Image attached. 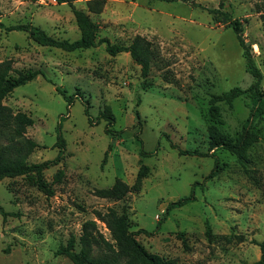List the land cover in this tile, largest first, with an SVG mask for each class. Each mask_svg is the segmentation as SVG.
I'll return each mask as SVG.
<instances>
[{"label": "rangeland", "instance_id": "1", "mask_svg": "<svg viewBox=\"0 0 264 264\" xmlns=\"http://www.w3.org/2000/svg\"><path fill=\"white\" fill-rule=\"evenodd\" d=\"M86 1L72 3L85 10ZM216 8L229 17L215 18L219 14L208 9ZM88 14L98 27L96 39L126 45L140 35L152 43L145 78L127 52L111 56L103 42L65 51L0 27V61L10 63L11 73L41 70L1 100L33 120L24 135L36 146L24 161L52 159L59 151L58 133L64 141L61 159L42 170L51 195L41 192L30 174L0 179V207L6 213L3 219L0 214V264H73L55 250L69 236L77 250L81 225L88 220L100 235L89 256L109 255L104 241H114L96 216L107 208L124 210L135 238L176 264L256 260L257 243L264 239V112L258 137L243 156L208 148L204 113L211 94L251 81L233 20L240 23L264 89V0H103L98 13ZM0 21L28 22L57 39L79 36L69 6L54 0H0ZM243 101L216 103L215 124L232 137L248 114ZM103 105L113 115L107 126L96 120ZM6 143L0 137V146ZM215 158L218 172L206 178ZM138 171L143 172L138 189L122 199L94 194L115 178L132 185ZM191 190L193 199L165 210Z\"/></svg>", "mask_w": 264, "mask_h": 264}, {"label": "trees", "instance_id": "2", "mask_svg": "<svg viewBox=\"0 0 264 264\" xmlns=\"http://www.w3.org/2000/svg\"><path fill=\"white\" fill-rule=\"evenodd\" d=\"M56 3H65L69 6L73 15L75 24L79 30V36L72 40L57 39L48 35L42 28L31 23H15L3 25L0 21V27L10 31H22L35 43L42 46H51L65 51L76 49H86L95 46L98 43H104V50L107 54L113 56L119 52H127L130 59L139 66L140 75L145 78L149 71V62L153 55L152 43L140 35H134L126 45L121 43L110 42L106 38L96 39L97 24L89 17V12L98 13L103 5V0H87L86 9H80L73 5L72 0H54ZM222 6V1L219 2ZM220 8V7H218ZM208 9L210 13L219 14L220 20L229 17L226 10ZM264 24V21H263ZM232 31L236 41L241 48V56L244 62V69L251 76L250 83L241 88L232 86L226 91L213 93L208 99V106L204 113L207 122L208 131V148H222L243 156L250 144L256 141L258 137V121L264 112V89L261 88L262 74L256 66L250 53V46L241 36L240 23L237 20L231 22ZM39 69H25L11 73L10 63L7 60L0 61V137H5L7 143L0 146V179L2 177H11L17 175L32 176L35 186L45 195H51L52 190L42 177V170L49 165L56 164L61 159L63 153L64 141L58 133L54 145L59 149L58 153L52 159L44 160L37 163H26L24 155L28 150L36 146V143L26 138L24 133L27 126L33 122L32 118L22 111H10L2 105V98L14 87L24 84L40 74ZM143 86L148 85L145 81ZM55 90L57 88L55 87ZM235 97H242L244 105L248 108V114L241 124L240 130L234 137L222 132L217 126L218 110L217 102H230ZM86 108L84 112H86ZM104 119L106 126L113 122V115L107 105H103L98 111L97 119ZM106 131L110 129L105 128ZM179 153L191 154L190 150H179ZM219 169L218 160L215 158L213 166L206 175V178L214 176ZM143 176L142 171H138L135 181L132 185H127L119 178H115L112 184L107 188L94 190L98 197H106L114 200L122 199L127 192L137 190L140 178ZM193 186V185H192ZM193 199L192 190L189 195L179 197L170 201L166 205V211L178 207L185 202ZM2 219L6 213L0 207ZM98 219L103 221L110 231L114 244L104 241L105 246L109 249L110 254L104 257L92 258L90 252L92 245L96 244L100 235L95 229L94 222L88 220L82 223L78 236L79 248L74 249L75 240L69 236L64 245H60L55 254L67 256L73 264H176L174 259L162 258L161 256L149 252L134 236V233L128 228L127 215L124 210L117 212L113 208H107L103 212H96ZM145 232L144 229H141ZM206 232H209L208 225ZM259 247V256L249 264H264V239L257 243ZM120 257H124L121 261Z\"/></svg>", "mask_w": 264, "mask_h": 264}]
</instances>
